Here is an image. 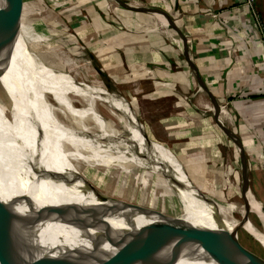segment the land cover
<instances>
[{
	"label": "bare ground",
	"instance_id": "6f19581e",
	"mask_svg": "<svg viewBox=\"0 0 264 264\" xmlns=\"http://www.w3.org/2000/svg\"><path fill=\"white\" fill-rule=\"evenodd\" d=\"M0 1L5 6L9 63L5 71L0 67V153H7L10 165L0 161V210L7 217L18 218V193L24 199L20 219L47 205L70 203L75 205L70 219L78 217L82 207H89L86 219L93 225L107 222L116 229H128L121 215H105L91 207L101 197L128 218L137 217V226L186 217L198 225L216 227L219 219L229 230L243 227L264 247V204L253 192L248 194L251 211H247L244 202L222 200L191 184L183 189L159 175L155 156L167 158L169 154H155L151 149V140L130 103L117 90L78 83L72 76L74 63L68 54L84 57L75 36L67 29L53 28L42 11L31 15L16 8L15 0ZM130 3L141 6L139 1ZM153 15L158 27L167 31L165 17ZM175 35L170 33L169 38L183 48ZM221 115V121L230 120L224 108ZM41 172L57 173L66 183L45 179ZM235 189L241 193L238 185ZM249 212L259 217L262 230ZM37 229L45 237L52 232L54 247L64 248L81 245L85 235L94 232L92 227L85 233L64 223ZM113 249L102 254L101 262L139 264L129 256L135 248ZM180 253L174 264H227L222 256L200 246H181Z\"/></svg>",
	"mask_w": 264,
	"mask_h": 264
},
{
	"label": "crops",
	"instance_id": "0c3cea01",
	"mask_svg": "<svg viewBox=\"0 0 264 264\" xmlns=\"http://www.w3.org/2000/svg\"><path fill=\"white\" fill-rule=\"evenodd\" d=\"M113 1L128 18L127 26L135 24L140 32L114 28L108 0L58 1L56 10L63 11L70 28H62L50 18L48 23L67 29L79 44L88 47L95 68L106 79L122 82L131 78L147 87L151 93L146 95L158 100L148 106L164 105L155 107L162 115L150 122L161 141L166 139L164 144H171L170 150L182 166L186 159L190 175L211 183L219 198L224 197L226 188L235 192L236 185L242 194L240 150L221 124L234 130L243 142L251 192L264 204V48L258 41H251L247 47L238 45L245 42L249 32L256 35L245 1L122 0L144 2L146 6L140 7L169 14L187 38L189 55L201 80L218 101L217 118L212 99L198 83L183 48L156 26L155 13L131 10ZM254 1L262 22L257 35L263 36L264 0ZM83 9L90 21L78 13ZM194 90L197 98L190 102L188 95ZM223 108L229 113V121H221ZM226 170L232 172L234 183L225 178Z\"/></svg>",
	"mask_w": 264,
	"mask_h": 264
},
{
	"label": "water",
	"instance_id": "95a60500",
	"mask_svg": "<svg viewBox=\"0 0 264 264\" xmlns=\"http://www.w3.org/2000/svg\"><path fill=\"white\" fill-rule=\"evenodd\" d=\"M16 8H19V2ZM123 7L135 11H145L155 14H161L165 17L171 27L176 28L174 21L168 13L157 8L137 7L130 2L116 0ZM0 1V67L3 71L9 68L7 61L6 39L7 31L5 19L3 17V9ZM20 9V8H19ZM179 37L183 43V52L191 63V67L197 77L200 86L205 89L212 99L214 105L215 117L219 114L220 106L217 99L212 95L211 91L206 87L205 83L197 71L194 62L189 55V45L186 36L179 30ZM224 132L239 147L241 159V175H242V198L247 211H251V203L248 200V194L251 193L250 178L248 171V162L245 154L243 142L237 136L236 132L225 124H221ZM0 161L7 165V153H0ZM18 162H22L21 159ZM43 178L51 179L53 182H64L66 180L59 174L54 172H41ZM38 185V184H37ZM193 189L197 190L195 184L191 182ZM39 186V185H38ZM33 205L32 198L29 200ZM97 204L91 205L94 209L101 211L103 214H117L125 218V224L128 229H116L110 223H101L93 225L92 221L86 219L88 216V208L82 207V213L78 217H68L70 210L75 206L70 203H62L59 205H47L40 209H35L32 213L22 216V219H14L7 217L0 210V247L4 246L3 252H0V264H108L106 261L101 262L102 254L108 248L116 247H132L136 252L129 253L139 264H174L175 260L181 256L180 247L184 245L200 246L205 250L222 256L227 264H248L241 250L238 228L229 230L222 226V222L218 219V226L210 227L198 225L196 222L189 221L186 217L177 218L171 222L149 221L148 223L137 226V217H129L121 214L113 205L106 204L101 197H97ZM51 223H64L73 226L86 233L87 228L94 230L93 233L86 234L84 241L77 247H67L55 245L59 255L34 258L33 248L30 244H23L24 232L26 230L34 232L33 234L39 238L41 233L38 226H47ZM14 229H10V228ZM10 230V231H8ZM46 239L50 244L54 241L49 238L52 232H46ZM170 254V256H169ZM15 257L21 258V262Z\"/></svg>",
	"mask_w": 264,
	"mask_h": 264
},
{
	"label": "rangeland",
	"instance_id": "374dc122",
	"mask_svg": "<svg viewBox=\"0 0 264 264\" xmlns=\"http://www.w3.org/2000/svg\"><path fill=\"white\" fill-rule=\"evenodd\" d=\"M17 1L19 2V8L21 10H25L26 13L31 14V15H36L39 11H42L43 15L45 16L47 20H49V18L51 20H54V22L63 26L62 28L66 26L69 27L66 16H64L61 13L63 11L59 12L56 10L57 5H59L57 4V2L61 0H17ZM108 1L111 7L109 16L113 20L112 24L114 28L123 29L125 31L135 32V33L140 32V29H137L135 27V24L134 26L132 25V27H128L127 26L128 18L124 15V12L119 10V7H117V5L113 2V0H108ZM141 6H146V3L144 2L141 3ZM69 13L72 14L73 11H69ZM78 13H80L81 17H83L84 20L90 21V17L88 16L87 11L83 9V10H80V12ZM133 22L134 23L136 22L135 19L133 20ZM156 26H159L158 22ZM168 28L169 29L167 31L164 30V33L166 36H170V33L173 34L172 28L171 27H168ZM58 29H61V28H58ZM244 43L241 42L238 45L243 46ZM79 45L84 50V57H80L78 59L76 55H74L73 53L68 54L65 50H63L68 54L67 58L74 63V66H72V76L78 83L86 82V83H89L91 87L101 86L105 88L108 92H113L114 90H117L120 92L124 100L128 104L130 103L129 105L134 115L137 113L136 116L139 119L140 125H142L145 134L151 140V145H152L151 149H153L155 154H158V153L159 154L161 153L169 154L167 155V158H159L155 156L156 163H157L156 167H157V170L160 172L158 174L161 175L166 180H168L169 182H171L172 184L180 188L188 189L187 185L191 184L192 182L193 184L196 185V187L199 190L209 193L213 196H216L211 183H209L208 181H204L202 179L194 178L192 175L188 173L186 169L189 170L190 167L188 166L186 159H184L185 166H182V164L178 161L179 158H177V156L170 150L171 144L165 145L164 143L166 142V139L163 140L164 141L163 143L161 141L162 140L161 135L159 137L158 133L154 130L153 126L151 125L150 122L155 121V116L162 115V114H157L160 112L157 110L155 111V107H157L158 109H161L162 107H164V105L163 104H152L148 106L150 103L158 102V100H154L153 96L146 95L148 93H151L147 91V87L143 88V86H140L139 83H134L136 81H132L133 79L131 78L125 81H122V82L114 81L111 79L110 80L106 79L105 75H103L101 71H98L95 68L94 66L95 62L91 60L90 58V55H89L90 52L88 50V47H86L82 42ZM196 92L197 90H194L192 91V93L188 95L190 102H194L195 98H197ZM201 93L202 92H199V94ZM76 105L78 106L77 103ZM154 143L156 145H153ZM164 146H166L167 149ZM230 167H233V166H230ZM163 168H165L166 170L163 171ZM227 170H230V169L227 168ZM227 170L225 171L226 172L225 178L229 179V181L231 180L234 183L235 178L232 172L227 173L228 172ZM226 191H225L224 197L221 198L222 200L234 201L237 203L244 202L243 198L241 197V193H238L239 192L238 190H236L237 192L236 191L234 192V190L231 191L230 189L226 188ZM16 195H17V200H18L16 203V211L18 212L17 219H20L22 208H23L22 206L24 204V199L21 197V194L18 196V193H16ZM2 208L4 209V205H2ZM249 214L254 224L259 228V230H262V222L260 221L259 217L252 212H249ZM237 232H238L241 250L247 260V263L248 264H264V247L262 246V244L253 235H251L247 230H245L241 226L238 227ZM33 233L34 232L32 231L26 230L23 233L24 238H25L23 241L25 242V244L27 243V244L32 245L31 247L34 249L33 250L34 258L36 259L46 258V257H52V256L54 257L56 255H59L58 250L54 248V244L53 243L50 244L45 236L40 235V237L37 238ZM49 238L51 237L49 236ZM0 249L4 250V246H1ZM114 250L115 248L113 249V251Z\"/></svg>",
	"mask_w": 264,
	"mask_h": 264
},
{
	"label": "built area",
	"instance_id": "2783aa9c",
	"mask_svg": "<svg viewBox=\"0 0 264 264\" xmlns=\"http://www.w3.org/2000/svg\"><path fill=\"white\" fill-rule=\"evenodd\" d=\"M245 4L248 6L249 13H250V19L248 20L251 23V28L254 29L256 35L254 36L253 33L249 32V36L247 39H245L244 45L245 47L250 45L251 41H258L259 45L264 48V35L259 36L257 35V31L262 29V22L259 17V11L255 7V1L254 0H244ZM214 16H218V14H214ZM261 37V38H260ZM180 39V37H179Z\"/></svg>",
	"mask_w": 264,
	"mask_h": 264
}]
</instances>
